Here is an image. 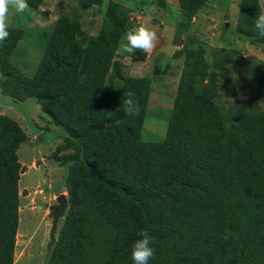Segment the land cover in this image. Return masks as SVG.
<instances>
[{
  "label": "trees",
  "instance_id": "16d2710c",
  "mask_svg": "<svg viewBox=\"0 0 264 264\" xmlns=\"http://www.w3.org/2000/svg\"><path fill=\"white\" fill-rule=\"evenodd\" d=\"M178 1L184 30L205 0ZM155 3L165 7V0ZM118 8L108 9L84 74L87 38L76 20L57 19L32 78L10 60L22 31L9 29L0 43L2 93L35 99L73 150L59 159L67 166L68 208L48 264H134L132 247L143 229L155 249L149 264H264V117L235 111L226 127L213 98L216 80L227 89L232 62L216 54L218 72L200 88L190 73L181 76L165 138L142 141L148 81L119 76L121 89L106 83L118 71L115 38L124 19ZM249 21L255 29V16ZM129 92L138 116L125 114ZM25 140L21 127L0 115V264L13 263L17 150Z\"/></svg>",
  "mask_w": 264,
  "mask_h": 264
},
{
  "label": "rangeland",
  "instance_id": "374dc122",
  "mask_svg": "<svg viewBox=\"0 0 264 264\" xmlns=\"http://www.w3.org/2000/svg\"><path fill=\"white\" fill-rule=\"evenodd\" d=\"M252 1L256 6L245 0H205L185 29L180 30L184 20L178 0H165L164 8L158 7L155 0H27L26 13L9 16L8 30L22 31L10 60L15 68L32 78L57 19L65 16L76 20L86 34L88 47L80 67V73L84 74L106 13L112 4H117L124 16L123 32L115 38L113 56L118 71H112L106 83L121 89L119 76L148 81L141 140L157 143L165 138L181 76L190 73L200 82V88L201 83H207V75L218 72L213 65L216 54L232 62L227 89H223V80H216L213 98L226 127H230L235 111L264 117V42L258 38V30L248 25L251 17L264 12V0ZM140 25L157 33L153 52L151 55L142 51L122 53V38ZM113 41L114 38L109 39ZM190 63L200 73L189 72L186 66ZM0 115L14 120L26 135L17 150L21 167L19 221L12 264H48L68 208L67 204L52 237L51 213L57 207L56 199L63 194L68 200L64 186L67 166L59 159L73 150L68 148L66 132L51 122L33 98L16 101L0 89Z\"/></svg>",
  "mask_w": 264,
  "mask_h": 264
},
{
  "label": "clouds",
  "instance_id": "9594fccd",
  "mask_svg": "<svg viewBox=\"0 0 264 264\" xmlns=\"http://www.w3.org/2000/svg\"><path fill=\"white\" fill-rule=\"evenodd\" d=\"M126 7L130 5H125ZM29 10L27 0H0V43H3L10 35L9 16L11 13L23 14ZM255 28L259 35L264 37V12H260L255 18ZM157 33L146 25H140L126 32L122 38L120 51L127 54H135L142 51L151 55L156 47ZM87 50L88 45L82 46ZM133 93H127V99L123 97L122 103L125 114L128 116H138L139 105L133 100ZM139 239L132 247L131 258L134 264H149L155 258V249L152 246V236L148 229H143L138 233Z\"/></svg>",
  "mask_w": 264,
  "mask_h": 264
},
{
  "label": "water",
  "instance_id": "95a60500",
  "mask_svg": "<svg viewBox=\"0 0 264 264\" xmlns=\"http://www.w3.org/2000/svg\"><path fill=\"white\" fill-rule=\"evenodd\" d=\"M58 206L53 211L52 217H53V230L51 232V236L53 237L54 231L57 227V221L60 218V216H63L65 209L67 208V200L63 194L59 195L56 199Z\"/></svg>",
  "mask_w": 264,
  "mask_h": 264
},
{
  "label": "flooded vegetation",
  "instance_id": "af4514ba",
  "mask_svg": "<svg viewBox=\"0 0 264 264\" xmlns=\"http://www.w3.org/2000/svg\"><path fill=\"white\" fill-rule=\"evenodd\" d=\"M57 206H58V203H57ZM56 208H57V207H56ZM56 208H55V209H56ZM52 213H53V212H52ZM52 213H51V216H52ZM52 224H53V223H52Z\"/></svg>",
  "mask_w": 264,
  "mask_h": 264
}]
</instances>
